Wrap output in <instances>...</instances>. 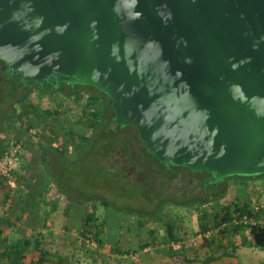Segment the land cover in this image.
<instances>
[{
	"label": "water",
	"instance_id": "water-1",
	"mask_svg": "<svg viewBox=\"0 0 264 264\" xmlns=\"http://www.w3.org/2000/svg\"><path fill=\"white\" fill-rule=\"evenodd\" d=\"M0 60L104 92L169 168L264 175V0H0Z\"/></svg>",
	"mask_w": 264,
	"mask_h": 264
},
{
	"label": "trees",
	"instance_id": "trees-1",
	"mask_svg": "<svg viewBox=\"0 0 264 264\" xmlns=\"http://www.w3.org/2000/svg\"><path fill=\"white\" fill-rule=\"evenodd\" d=\"M2 63L5 64L0 60V93L3 91L7 92V95H12L11 97L14 99L12 102L7 101V98L0 99L1 104L11 109L9 112L3 110L4 116L6 115L3 120L7 121L8 124L4 125L2 120L0 122V158L9 153L11 146L22 143L23 147L18 155L16 169L12 172L15 177L14 182H10L8 179H0V191H6V193L3 192L4 203L9 202V211L10 213L12 212L8 214V211H5L6 215L2 221L5 237L3 241L0 240V264H74L68 255L58 254L57 259L50 260V251H46L38 240L33 242L30 238L24 237L14 242L9 238V228H17L15 227L17 224L12 218L15 216L17 221H21L25 210L32 204L31 200L34 205L38 203L39 206L46 202L52 186L54 189V195L50 196L52 209L57 212L60 206H63L62 217L68 218L74 214V217L78 219L74 226L78 234L77 241H68L69 244H72L73 241L75 243L83 242L82 244L86 248L87 246L90 247L89 244L95 242L96 246L94 249L86 248V250L90 251V255L96 256V258L94 257L95 264H101L102 262L96 254L106 249L122 257H136L143 250L155 248L166 253L171 258L182 257V261L185 264H194L196 262H200V264H234L235 262L239 263L237 251L240 247L264 250L263 194L259 193L256 198H253L246 191L251 181L260 179L264 184V175L231 176L218 183H213L205 179L206 176H209L207 172H193L185 167H180L174 171L165 167V171L172 178L177 173L187 170L190 174L192 173L197 175L198 178H202V180L198 179L201 186L211 185L213 187L212 191H205L202 188L203 194L198 192L184 199L171 198L174 201L179 199L181 202L180 206L190 207L197 212L198 226L191 231L194 233V237L201 238L199 247L211 251L200 261L197 255L198 247H195V245L187 246L184 243L183 234L185 231L187 236L191 233L185 230L182 219L179 221L175 220L171 212L166 210L168 207L167 201H170L168 197L160 202V212L143 214L144 216L137 213V217L131 219L133 213L126 214L119 209H115L112 202L110 203L103 197L100 199H87L84 202H78L75 199L67 201L66 198L69 195L61 188L58 180H55L46 169L48 161L44 154L49 149V146L37 150L34 149L38 159L31 160L26 165H23V163L18 168L20 158L27 154V150H32L35 145L30 143L33 137L30 134L32 129L48 130L49 133H47L52 135L56 142L60 137L64 138L62 141L63 147L56 149V154H61V157L59 155L56 156L58 157L57 162L64 166L73 164L68 161L69 159L64 158V154L71 153L73 156L78 154L82 157L83 154L93 147V143L97 139H100V144L105 143V148H109L107 140L109 132L107 133L102 127L107 123L108 119L110 123L115 121V113L112 99L93 86L58 82L39 84L35 81H29L25 83L22 78H10L7 75V71L1 68ZM33 85L40 88L37 90L38 96L42 97V101H39V103H33L29 98ZM23 88L31 90L23 92ZM73 98L76 100L73 103L76 104L75 107L63 106L64 101L72 100ZM17 102L27 106V112H24L27 116L26 126L23 125L21 118L18 120L19 113L15 108ZM23 110H25V107ZM75 111L77 114L75 116L71 115ZM66 115L73 117L72 120L67 118V122H61L62 118L59 117H65ZM16 121L20 122V126L17 128L14 126ZM116 126L120 127L117 124ZM78 127L80 130H77ZM135 133L138 134L137 131ZM1 134L6 135L2 136ZM39 137L44 139L45 135H39L38 139ZM46 137L49 138L47 135ZM56 147H59V145ZM152 156L154 157V155ZM36 162H39L43 167V171L37 176V197L33 195L29 186L21 181L24 170L28 171L29 166ZM231 181H235L233 196L230 201L223 203L221 202L223 197L225 198L227 194H230ZM22 186L26 191L21 188ZM237 188H242V190H237ZM34 200H37V203ZM99 204L107 209L106 213L101 216L98 215L97 211ZM16 209L20 212L15 213ZM158 222L163 225L164 229V237L162 239L156 229ZM67 226L66 224L64 228L66 233L69 229ZM124 235H128L127 239L129 242L132 241L128 243V247H124ZM143 236L144 243L139 242ZM236 237H240L239 243L236 241ZM186 248L191 249L193 251L192 254L185 255L184 251ZM32 257H35V259Z\"/></svg>",
	"mask_w": 264,
	"mask_h": 264
},
{
	"label": "rangeland",
	"instance_id": "rangeland-1",
	"mask_svg": "<svg viewBox=\"0 0 264 264\" xmlns=\"http://www.w3.org/2000/svg\"><path fill=\"white\" fill-rule=\"evenodd\" d=\"M31 89H32V93L29 96L30 100L33 103H39L38 101H42L41 100L42 97L38 96V93H37V90H39L40 88H38V86L36 85H33ZM31 89H27V90H31ZM27 90L23 88V92H26ZM19 94H20V91H19ZM0 95H1L0 99L7 98V101H10V102H12L14 99L13 97H11L12 95L10 94L7 95V92H4V91L1 92ZM75 102L76 100H74L73 98L72 100L64 101L63 106L65 107L66 105H69V106L75 107L76 104H73ZM24 107H25V110H23ZM26 107L27 106H23L20 102L19 103L17 102L15 104V108L16 110H18V113H19L18 118L22 119L24 126H26V122H27V116L24 114V111L27 112ZM3 110H6V112H9L11 109L7 107L6 105L1 104V101H0V122L2 120L3 124L5 125L7 121L3 120L4 117L6 116V115L4 116L5 113L3 112ZM76 114L77 112L75 111V113L72 112L71 115L75 116ZM59 118H62L61 122L64 123V122H67L66 120L67 118H70L72 120L73 117H71L70 115H66L65 117H59ZM113 123L114 122L110 123V120L108 119L107 123L104 124L102 128L106 130L107 133L109 132V134L111 135V138L115 142L118 143L120 140L118 135H121V132L125 133L129 129L118 127L116 126V123L114 124ZM14 126L16 128L19 127L20 122L16 121ZM77 130H80V128L78 127ZM130 130L132 131V129ZM43 131H44L43 129H40V130L32 129L30 131V134L33 135L32 138H35V139H38L39 135L41 136L45 135V138L47 141L48 140L46 137L47 134H44ZM3 135L5 136L6 134H3ZM41 139L42 138L39 137L38 140H41ZM62 141L63 140L60 138L56 142V144L59 145V147L61 148L63 147ZM131 141L134 147L139 146L137 144L138 142H136L135 140L132 139ZM99 142H100V139H97V141L96 142L94 141V143L92 142L93 147L90 148L85 154H83L82 157L79 156V160H80L79 162H76L73 164H67L64 166V165H60L58 162H55V161L52 164L50 163V159H49L46 169L48 170L49 174H51L52 177L55 178V180H58L61 188L64 189L69 195L68 196L69 199H75L78 202H84L87 199H91V198L99 199L103 197V198H106L110 203L112 202L113 205L115 204V207L119 209L120 211L126 212V214L133 213L132 215L134 218L137 217V213H140L141 215L143 214L147 215V213H150L149 211H147V209H144V213H142L141 211V208L144 203L140 201V195L143 189L138 183H134L130 185L129 183L124 181L122 176L116 174L113 168L107 169L104 165L98 163L99 161L98 159H100L99 153L101 152V150L98 149L99 146L101 145ZM111 142L113 141L111 140ZM40 143L42 144L43 147L47 145L46 142L44 143L40 142ZM117 143H116V146H119V144ZM73 158L76 161L78 160L76 156H74ZM183 182L184 181L182 182L176 181L174 182V185L176 186H178V184L182 185ZM199 182H200L199 180H197L196 182V191H195L196 193L195 194H197L198 192L202 193V188L205 191L207 190L212 191L213 187L211 185L201 186ZM231 185L232 187L230 188L231 190L229 192L230 194H227L225 198L223 197L221 202L225 203L227 201H230V199L232 198L233 192H234L233 187H235V181H231L230 186ZM180 190L174 191L173 189L171 192L173 193L174 191L176 196L180 197L179 196ZM237 190H242V188H237ZM246 191L249 195H252L253 198H256L259 195V193L263 194L262 203L264 205V184L262 180L257 179L255 181H251ZM1 192L6 193V191H1ZM2 195L4 197V193ZM180 199H183V198L180 197ZM180 203L181 202L179 201V199L173 202L167 201L168 207L166 210H169L171 212L175 220L179 221L180 219H182L185 230L191 233L187 236L185 234L186 233L185 231V233L183 234L184 239H185L184 243L187 246L195 245V247L201 248L199 247L201 244V238L194 237L193 236L194 233H192V231L196 229L198 226L197 216H196L197 212L190 207L180 206ZM2 205H3L2 207L5 209L4 211L9 210L8 201L5 203L3 201ZM99 205L100 206L97 208V211H98V215L101 216L104 214V212L106 213L107 209H105L106 207H104L103 205L101 204ZM60 218L57 219L59 222L63 221V218H66V217L63 216ZM66 219H67L66 222L68 225L67 227H69V229L67 230L68 231L67 233L69 234L67 236L66 231L62 230L63 234L60 235L61 234V229H60V231H58L56 234L58 237L54 241V243L47 246L50 253L57 252L58 254H61V255H69V256L73 255L77 257V259L79 260L77 264H95L94 257L96 258V256L90 255V251L86 250V248L94 249V247L96 246L95 242L89 244L90 247L87 246L86 248L82 244L83 242L75 243L73 241L72 244L65 243V239H67V241H72V240L77 241V235H78L74 227L78 219L74 217V214L73 216H70ZM156 225H157L156 229L158 230V235L162 239L164 237L163 225L160 222H158V224ZM59 236H64V238L65 237L66 238L60 239ZM127 236L124 235L123 237L124 243H125L124 247H128L129 245L128 242L126 241ZM236 241L239 243L240 237H236ZM198 248H197V255L201 261L202 259L206 257V254H208L210 250L208 251V249H202V248L198 249ZM184 252H185L184 253L185 255H190L192 254L193 251L189 248H186ZM96 255L97 257L100 258V260H102L101 264H185L182 261V257L171 258L170 256L166 255V253L161 252L155 248H148L146 250H143L136 257L134 256L122 257V256H119V255H116L110 252L108 249L101 250L100 253ZM237 255L239 257V260H238L239 263L235 262L234 264H264V250L260 248L240 247L237 251ZM194 264H200V262H196Z\"/></svg>",
	"mask_w": 264,
	"mask_h": 264
},
{
	"label": "flooded vegetation",
	"instance_id": "flooded-vegetation-1",
	"mask_svg": "<svg viewBox=\"0 0 264 264\" xmlns=\"http://www.w3.org/2000/svg\"><path fill=\"white\" fill-rule=\"evenodd\" d=\"M1 68L4 71H7L8 75V69L6 68V65L2 63ZM119 126L129 130H127L125 133L121 132V135H118L120 139L118 143L111 138V135L109 133L107 134L109 148H105V143H102L99 146L98 149H100L101 152L99 153L100 159H98V163L104 165L107 169L113 168L115 170V173L122 176L124 181H126L130 185L138 183L142 187L143 190L140 195V201L144 203L141 208L142 213H144V209H147V211H149L150 213L160 212V202L167 197L170 199L169 202H173L174 200H171V198L173 197H181L184 199L185 197H190L196 193V182L198 179L202 180L201 177L198 178L197 175L192 173L190 174L189 171L184 170L183 172L177 173L174 178H172V176L165 171V167H167V169L176 171L178 168H180L179 166L169 168L165 163H163L161 160H158L154 156L156 158L155 159L152 156L153 154H149L150 152L142 141L139 130L136 126ZM130 129H132V131ZM136 131L138 133L137 136L140 139L136 136ZM48 136L49 138L47 139L49 142V149H47V152L43 154L47 155L48 159L46 160L49 161L50 159V163L53 164L54 161L57 162L58 160V157H56L57 155L61 157V154H56V149H59L61 147H56V141L54 140L52 135L48 134ZM132 137L133 140L138 142V147L133 146V143L131 141ZM60 138L62 140L64 139L62 137ZM111 140L113 142H111ZM116 143L119 144V146H116ZM63 156L65 159H69L68 161L72 163L80 161L78 154H76V157L78 159L77 161L73 158L74 156L71 153L64 154ZM207 174L209 176H206L205 179H208L210 177V174ZM176 181L184 182L182 185L178 184V186H176L174 185V182ZM173 189L174 191L181 189L179 194L180 197L176 196L174 191L173 193L171 192ZM66 199L67 201H70L68 197ZM113 207L117 209L115 207V204L113 205ZM131 219H133V216L131 217ZM141 238L142 240H140L139 242L144 243V236ZM126 241L128 243L132 242H129L128 239H126Z\"/></svg>",
	"mask_w": 264,
	"mask_h": 264
},
{
	"label": "crops",
	"instance_id": "crops-1",
	"mask_svg": "<svg viewBox=\"0 0 264 264\" xmlns=\"http://www.w3.org/2000/svg\"><path fill=\"white\" fill-rule=\"evenodd\" d=\"M47 132H48V130L44 131V134H47ZM1 135L4 136L3 134H1ZM47 136H48V134H47ZM40 142H43V143L46 142L47 145L44 146L45 148L49 144L48 140L46 141L45 137H44V139H41V140L32 138V141L30 143H34L35 145H34L32 150H30V151L27 150V154L23 155L20 158L18 168H20L21 167L20 165L23 163H24L23 165H26V164L30 163L31 160L38 159V155L35 154L34 149L37 150V149L43 147ZM46 158L48 159L47 155H46ZM42 169H43V167L39 164V162H36L35 164H31L29 166L28 171L24 170V172L21 176L22 183L29 186V188L32 190L33 195L35 197H37L36 191H37V187H38L37 176L39 173H41V171H43ZM21 188L26 191V189L23 186ZM53 190H54L53 186L50 187L49 198L47 199L46 202H44L40 206L38 205L37 200H34V202L37 203L36 205H34L33 201L31 200L32 204H30V206H28L27 209L25 210L21 221H17V218L15 216L12 218L13 221L17 224V226H15L17 228H11V229L9 228L8 234L10 236L9 237L10 240L16 242L17 240H20L24 237L30 238L33 242H36V240H38V241H40L42 247H44L46 249V251L49 252V249L47 248V246L54 243V241L58 237L56 234L58 231H60V229H61L60 235L63 234L62 230H64L65 225L67 224L66 218H63V221H61V222H59L57 220L58 218L62 217L61 212H62L64 207L60 206V208L57 210V212H55L52 209V203H51V197L50 196L54 195ZM2 194L3 193L0 191V240L1 241H3V239L5 237V234L3 232L4 224L2 221L6 215L5 211H4L5 209L2 207L3 206L2 203L4 201V197ZM18 212H20V211H18L16 209L15 213H18ZM11 213L8 210V214H11ZM59 238L62 239V238H64V236H59ZM65 243L69 244L67 239H65ZM57 256H58L57 252L50 253L49 258H50V260L57 259ZM70 257H71V260L74 262V264L78 263L79 260L77 259V257H75L73 255H70ZM32 258L35 259V257H32Z\"/></svg>",
	"mask_w": 264,
	"mask_h": 264
},
{
	"label": "built area",
	"instance_id": "built-area-1",
	"mask_svg": "<svg viewBox=\"0 0 264 264\" xmlns=\"http://www.w3.org/2000/svg\"><path fill=\"white\" fill-rule=\"evenodd\" d=\"M22 147V143L11 146L9 153L0 158V179H8L10 182H14L15 177L12 172L16 169L18 155Z\"/></svg>",
	"mask_w": 264,
	"mask_h": 264
}]
</instances>
